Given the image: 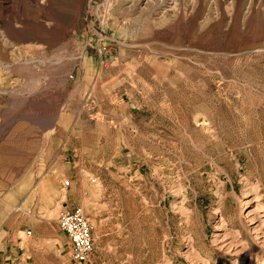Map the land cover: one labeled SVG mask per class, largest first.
Wrapping results in <instances>:
<instances>
[{
	"label": "rangeland",
	"instance_id": "rangeland-1",
	"mask_svg": "<svg viewBox=\"0 0 264 264\" xmlns=\"http://www.w3.org/2000/svg\"><path fill=\"white\" fill-rule=\"evenodd\" d=\"M171 1L0 0V264H78L74 207L84 264H194L189 235L236 261L212 239L264 170V0Z\"/></svg>",
	"mask_w": 264,
	"mask_h": 264
},
{
	"label": "bare ground",
	"instance_id": "bare-ground-1",
	"mask_svg": "<svg viewBox=\"0 0 264 264\" xmlns=\"http://www.w3.org/2000/svg\"><path fill=\"white\" fill-rule=\"evenodd\" d=\"M171 4L173 5V7L178 6L176 5L177 4L176 0H172ZM236 167L237 169H239L240 167L238 161H236ZM256 171H257V177L255 181H251L248 178L243 179V186L245 189L243 190V197L241 200V206H242L241 216L245 218L246 226L242 225V227L240 228L232 227L231 226L232 224L231 225L229 224L230 221L225 218L226 216L225 217L222 216V209L218 208L216 210V212H218L221 215L219 216V219L216 222V225L214 226V229L216 230L217 233L214 235L212 239V245L215 247V250L217 251L223 252L225 254H233L237 256V259L234 262V264H264V170L259 167ZM224 174L227 173L224 171ZM220 175L221 173H218L216 175L219 181H220ZM132 185H133L132 181H130V186ZM216 186L217 187H215L216 188L215 194L220 198V201H222L224 200V193L226 191L225 187L222 184ZM171 193H174L175 196H178V199L180 198V204L183 205L187 194L186 187L183 185H178ZM128 198L132 206L130 210V214L128 215L132 219L133 214L134 213L135 215L137 214V210H136L137 207L134 196L129 195ZM180 204L178 205V207L180 206ZM252 205H254V207H252ZM181 207L182 206H180L179 209ZM140 219L141 218H138V215L135 216V218L133 217V219L130 222V228H133L135 226V223ZM184 240L187 242V245L185 247V251L183 252V256L186 259H188L189 262L191 261L194 264H199V263L210 264L209 259L204 258L200 254V252L197 249H195V247L193 246L194 238L192 237V235L187 236ZM162 264H172V260L164 256L162 259Z\"/></svg>",
	"mask_w": 264,
	"mask_h": 264
},
{
	"label": "built area",
	"instance_id": "built-area-1",
	"mask_svg": "<svg viewBox=\"0 0 264 264\" xmlns=\"http://www.w3.org/2000/svg\"><path fill=\"white\" fill-rule=\"evenodd\" d=\"M58 226L69 239L70 258L78 264L86 263L94 251L95 240L84 211L78 207L67 209L60 215Z\"/></svg>",
	"mask_w": 264,
	"mask_h": 264
}]
</instances>
